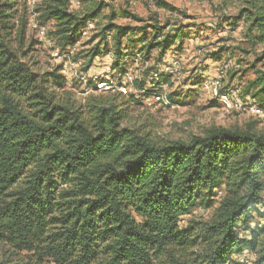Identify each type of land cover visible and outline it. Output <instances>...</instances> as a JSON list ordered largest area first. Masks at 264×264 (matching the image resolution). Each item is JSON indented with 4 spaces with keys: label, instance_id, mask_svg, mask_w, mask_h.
I'll return each instance as SVG.
<instances>
[{
    "label": "trees",
    "instance_id": "16d2710c",
    "mask_svg": "<svg viewBox=\"0 0 264 264\" xmlns=\"http://www.w3.org/2000/svg\"><path fill=\"white\" fill-rule=\"evenodd\" d=\"M114 1L78 0L69 10L70 0H41L33 12L38 25L52 23L62 50L77 45L88 22L98 23L104 46L85 56L87 66L105 55L108 37L116 55L166 63L182 31L118 25ZM219 2L237 6L223 22L230 31L242 22L249 45L262 50L257 62L264 61V0ZM153 5L175 11L164 0ZM25 9L22 0H0V243L38 249L53 264H240V257L264 264V134L216 127L187 140H154L122 126L119 94L75 109L57 94L66 81L60 66L36 74L26 64L36 42L27 39ZM143 81H134L138 97L124 104L157 95L160 77L150 89ZM252 84L264 96V72ZM196 208L210 209L209 218L181 226Z\"/></svg>",
    "mask_w": 264,
    "mask_h": 264
},
{
    "label": "rangeland",
    "instance_id": "374dc122",
    "mask_svg": "<svg viewBox=\"0 0 264 264\" xmlns=\"http://www.w3.org/2000/svg\"><path fill=\"white\" fill-rule=\"evenodd\" d=\"M164 1L173 6L175 11L157 10L153 5L154 0H116L112 3L117 15L115 23L118 25L131 28L152 25L160 28V35L171 31H182L180 47L175 43L165 54V59L174 58L179 61L181 74L177 77L161 79L159 85L153 87V90H157V95L148 99H139L138 105L123 103L128 101L131 94L133 97H138L139 92L134 88V82L125 95L112 87L106 90L98 85L102 82L108 83L107 79L112 80L110 75L115 71H110L118 68L133 76L134 81H146L148 75L145 74L154 72L160 64L153 66L151 62L143 61L138 54L133 61L130 58L126 59L128 53L124 51H121V56L116 55L111 40L107 39L105 55L95 57L87 66L88 58L85 56L90 55L93 48L98 46L101 50L104 46L101 38L97 37L101 27L98 23L92 25L73 49L62 50L51 35L52 23L46 24L48 37L53 43L52 48H47L36 40L37 25L33 22L28 26L26 36L28 41H34L36 44L25 62L36 74L50 72L60 66V73L65 76L66 81L64 91L57 93L59 99L71 104L75 109H80L81 112L86 111L87 100L101 95L119 94L122 101H119L122 103L120 108L126 114L122 126L146 133L154 140H187L191 136L202 135L206 130L216 127L244 129L250 126L256 132L264 134V118H259L250 112L244 114L232 112L210 101L199 91V84L214 75L218 65L224 61L229 62L231 68L225 83L238 87L241 100L251 103L264 113V96L258 93L259 87L252 84L259 72H264V61L257 62L262 50L260 47L253 48L249 45L244 37L245 27L242 22L237 24L234 31H230L227 25L229 23L223 22L224 18L236 17L237 6L233 4L234 6L224 8L219 0ZM37 3L31 6L25 5L30 21H34L32 15ZM73 4L74 9L79 8L78 0H73ZM124 12H129L141 21L123 17ZM105 15L106 12L101 19ZM143 32L147 34L148 39L152 35L150 29ZM139 36L137 35L136 38ZM218 51H221L220 58L212 59V55ZM155 56L156 53H153L152 60ZM81 75H84V81L80 79ZM146 86L150 89L153 85ZM158 96H165L166 99L170 96V102L175 105H165ZM84 116L88 118L87 114ZM259 212L263 214V218L258 221L259 225L264 226V203L259 205ZM210 213V209L196 208L191 217L184 218L181 226H185L191 218L205 221ZM0 264L53 263L38 249L18 251L0 243ZM152 264L158 263L152 260Z\"/></svg>",
    "mask_w": 264,
    "mask_h": 264
},
{
    "label": "built area",
    "instance_id": "2783aa9c",
    "mask_svg": "<svg viewBox=\"0 0 264 264\" xmlns=\"http://www.w3.org/2000/svg\"><path fill=\"white\" fill-rule=\"evenodd\" d=\"M22 1L25 3V5H30V6L38 2L34 6L36 8V6L40 4L41 0H22ZM78 6L80 7V4ZM69 10H75L73 0H70ZM32 16L34 17V21L29 20L28 26L32 25L33 22L34 24L37 25L36 40L38 41L39 44L44 45L47 48H52L53 43L51 38L48 37L46 25H38V22L35 19L34 12ZM92 25L93 23L90 22L86 24V28L82 32L81 37L85 35L89 29L92 28ZM230 68L231 67L229 62L224 61L220 65H218L215 68L214 75H212L210 78L199 84L200 93L205 94L210 101L215 102L216 104L221 105L232 112L238 114H244L250 112L254 115H257V117L259 118L261 117L264 118V113L261 110L253 106L251 103L244 102L241 100L240 90L238 87L227 85L225 83V79L228 72L230 71ZM156 69L157 70H155L154 72L152 71L150 72L146 81L145 80L143 81L145 85H150V82L157 81L159 77L161 80L163 78L177 77L181 74L180 63L177 59L174 58L168 60L166 63L162 65H159V67H157ZM112 75H115L116 77H114L113 80L107 79L108 83H110L109 85L107 82H102L101 84L98 85V87H104L106 90L112 87L113 89H117L119 92H121L122 95L123 94L125 95L126 94L125 92L129 91L127 90L129 86H132L134 82V77L131 76L128 72L117 75L115 74V72H113ZM80 79L84 81V75H81ZM159 97L160 96H158V99ZM160 99L165 105L169 104L165 96H161ZM238 261L240 264H250L248 259H246L245 257H240Z\"/></svg>",
    "mask_w": 264,
    "mask_h": 264
}]
</instances>
